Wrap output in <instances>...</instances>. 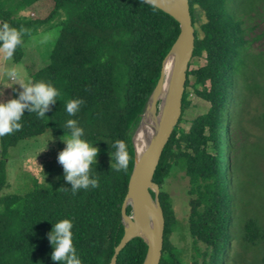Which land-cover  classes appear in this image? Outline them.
Returning <instances> with one entry per match:
<instances>
[{
    "label": "trees",
    "instance_id": "trees-1",
    "mask_svg": "<svg viewBox=\"0 0 264 264\" xmlns=\"http://www.w3.org/2000/svg\"><path fill=\"white\" fill-rule=\"evenodd\" d=\"M7 1L0 0V24L7 22L16 28L23 25L29 34L60 10L65 14L58 23V35L45 63L30 74L33 82L44 81L57 88L60 93L57 102L42 119L26 110L22 129L0 137V264H61L51 258L54 247L48 234L63 219L73 221V241L82 264H108L123 234L121 206L134 164L132 136L154 89L162 59L178 35L179 24L169 14L157 7L154 10L141 0H44L49 9L43 17L16 14L6 6ZM38 1L20 0L21 9L37 6ZM256 1L188 0L193 26L196 7L205 16L199 29L194 26L191 59L204 55L206 63L195 66L189 61L181 116L152 173L163 216L157 264H184L171 240L177 223L175 212L168 193L161 188L173 164L182 166L189 177L190 234L195 244L199 241L206 244L203 252L194 246L196 255L190 264H224L231 239L227 170L231 165L228 153L232 142L227 133L235 115L233 103L238 87L245 99L253 91L264 90L256 83L264 84L259 81V76H264V52L247 50L246 28L234 7L246 11L244 6L248 4L249 11ZM23 55L21 45L13 60L20 61ZM188 87L208 101L210 107L192 120L189 129L182 131L179 123L190 104ZM80 98L85 104L75 116H69L66 102ZM68 119L77 120L84 129L83 139L108 157H97V165L92 166L99 187L80 189L74 195L68 181L57 187H45L48 181L43 184L31 175L32 187L28 191L2 194L8 185L10 149L46 129L53 135L67 134L63 126ZM223 135L227 146L225 165ZM117 140L127 146V171L111 169L115 162L111 152L116 151L111 146ZM61 187L67 190L60 191ZM126 212H130V206ZM242 240L251 245L264 240L261 221L246 219ZM145 251L144 239L135 236L120 249L115 264H140Z\"/></svg>",
    "mask_w": 264,
    "mask_h": 264
},
{
    "label": "rangeland",
    "instance_id": "rangeland-1",
    "mask_svg": "<svg viewBox=\"0 0 264 264\" xmlns=\"http://www.w3.org/2000/svg\"><path fill=\"white\" fill-rule=\"evenodd\" d=\"M7 1V0H6ZM256 1V0H254ZM37 6L25 10L21 9L20 0H8L6 6H10L15 13L28 17H43L46 15L49 5L44 0H39ZM231 7L234 3L230 4ZM234 7L240 16L243 26L246 28L245 38L249 40V52H264V0H257L252 9L247 11ZM195 29L205 21L201 9L196 7ZM16 13V14H17ZM65 11L60 10L51 20L41 23L37 30L23 38L24 55L20 61H6L0 54V101L6 102L19 95L23 89L19 84L10 80L6 71L12 67L17 68L26 78L30 79L31 71L45 63L46 54L54 39L58 35L59 21L64 17ZM192 64L201 66L206 63V58H193ZM252 67H247L250 70ZM259 81L264 82V76H259ZM240 82V80H238ZM257 84H264L257 82ZM12 85V86H11ZM235 96V115L230 122L228 137L232 142V148L228 153L230 169L227 170L229 210L232 220L229 227L231 239L225 255L224 264H264V240L258 244H247L242 240V227L246 219L255 218L264 226V90L262 93L247 94V98L241 94L238 87ZM236 90V91H237ZM189 106L185 109L179 128L182 131L189 129L191 122L197 116L206 112L210 103L195 92L191 87L187 88ZM245 101L240 102L242 99ZM158 102V101H157ZM63 135H53L49 129L42 134L23 139L17 146L10 149L8 158V185L2 190V194L23 193L32 187V176L42 183H48L45 187H57L65 183L63 166L58 162L59 152L66 147L61 140ZM44 150V151H43ZM139 154V148L136 146ZM226 140L223 135L222 164L226 163ZM98 157L107 159L105 153L100 152ZM43 167V168H42ZM162 190L170 197L173 212H175L176 225L171 236L173 244L177 248L178 256L184 264H190L196 255L194 246L200 252L206 250V244L199 241L196 244L189 231V216L191 212L189 194V177L182 166L173 164L169 174L162 184ZM198 259H202L200 255Z\"/></svg>",
    "mask_w": 264,
    "mask_h": 264
},
{
    "label": "water",
    "instance_id": "water-1",
    "mask_svg": "<svg viewBox=\"0 0 264 264\" xmlns=\"http://www.w3.org/2000/svg\"><path fill=\"white\" fill-rule=\"evenodd\" d=\"M156 7L178 22L179 32L170 50L162 59L154 89L132 136L135 152L134 164L121 206L123 234L114 246L108 264H115L120 249L135 236H141L146 243L145 255L140 264H157L162 246L163 216L157 199L158 187L152 180V173L163 145L167 142L181 116L182 96L188 64L193 55L195 29L192 25L188 0H157ZM172 51L175 52L174 63L168 83L166 101L161 104L157 94L162 65ZM149 110L152 113L154 125L148 143L138 154L134 137L142 119ZM149 191L152 192V195ZM127 206H130L129 213L126 212Z\"/></svg>",
    "mask_w": 264,
    "mask_h": 264
},
{
    "label": "clouds",
    "instance_id": "clouds-1",
    "mask_svg": "<svg viewBox=\"0 0 264 264\" xmlns=\"http://www.w3.org/2000/svg\"><path fill=\"white\" fill-rule=\"evenodd\" d=\"M141 2L152 5L155 10L157 0H141ZM27 34L29 29L23 25L16 28L7 22L0 24V54H3L6 61L13 59ZM6 75L14 81L13 85L19 84L23 90L20 91L18 98L6 102L0 101V137L22 129L21 120L26 110L35 113L38 118H44L60 96L57 88L51 83L33 82L15 67L8 69ZM83 104L85 100L82 98L67 101L68 115L75 116ZM63 127L67 130V134L65 133L61 140L66 143V147L59 152L58 162L63 166L65 179L70 182L72 193L75 195L80 189L99 187V178L92 175V166L98 163L99 148L83 139L84 129L78 126L77 120L68 119ZM111 147L116 149L115 152H111L115 161L112 162L111 169L117 172L127 171L129 153L125 142L117 140ZM59 190L66 191L67 188L61 187ZM72 229L73 221L63 219L56 222L49 232V240L54 247L51 253L53 261H59L61 264H82L74 245Z\"/></svg>",
    "mask_w": 264,
    "mask_h": 264
},
{
    "label": "bare ground",
    "instance_id": "bare-ground-1",
    "mask_svg": "<svg viewBox=\"0 0 264 264\" xmlns=\"http://www.w3.org/2000/svg\"><path fill=\"white\" fill-rule=\"evenodd\" d=\"M174 51L167 57L165 63L162 65V72H161V80L158 87V99L161 100V104L165 103L166 95L168 90V83L170 79V74L172 70V66L174 63ZM153 120H152V113L151 111H147L144 118L142 119L138 130L134 137L135 146L139 148V154L142 152L146 144L148 143L152 129H153Z\"/></svg>",
    "mask_w": 264,
    "mask_h": 264
}]
</instances>
